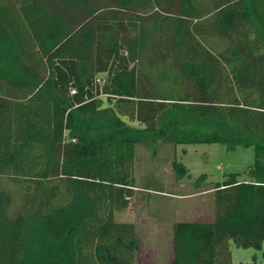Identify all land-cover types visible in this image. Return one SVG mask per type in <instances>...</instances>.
<instances>
[{"label":"trees","instance_id":"16d2710c","mask_svg":"<svg viewBox=\"0 0 264 264\" xmlns=\"http://www.w3.org/2000/svg\"><path fill=\"white\" fill-rule=\"evenodd\" d=\"M211 143L252 162L171 223L166 264H264L228 249L264 239V0H0V264H150L113 218L135 147L179 180L175 146Z\"/></svg>","mask_w":264,"mask_h":264},{"label":"rangeland","instance_id":"374dc122","mask_svg":"<svg viewBox=\"0 0 264 264\" xmlns=\"http://www.w3.org/2000/svg\"><path fill=\"white\" fill-rule=\"evenodd\" d=\"M170 154L169 147L163 145L153 150L145 145L135 147L134 185L137 190L126 208L113 212L114 220L134 224L138 244L136 262L168 263L171 223L187 219L209 221L211 189H205L210 187L206 184L220 180L223 173L242 172L252 162L253 150L241 146L227 150L219 143L178 144L175 158L188 173L179 180L174 178L170 168ZM202 173L205 177L194 189L192 183ZM175 192L190 193L184 198L168 196ZM228 249L231 262L255 260L264 263V239L260 249L236 247L232 242Z\"/></svg>","mask_w":264,"mask_h":264},{"label":"crops","instance_id":"0c3cea01","mask_svg":"<svg viewBox=\"0 0 264 264\" xmlns=\"http://www.w3.org/2000/svg\"><path fill=\"white\" fill-rule=\"evenodd\" d=\"M162 193V192H161ZM190 192H175L173 194L170 193L168 196H174L175 198H184V196H188Z\"/></svg>","mask_w":264,"mask_h":264}]
</instances>
